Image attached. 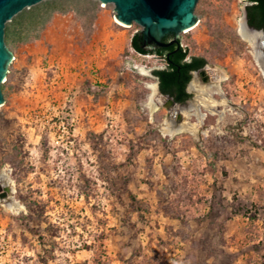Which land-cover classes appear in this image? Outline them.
I'll list each match as a JSON object with an SVG mask.
<instances>
[{
	"label": "rangeland",
	"instance_id": "1",
	"mask_svg": "<svg viewBox=\"0 0 264 264\" xmlns=\"http://www.w3.org/2000/svg\"><path fill=\"white\" fill-rule=\"evenodd\" d=\"M246 5L198 1L180 45L207 64L173 107L206 113V72L223 79L201 132L173 136L168 108L148 106L166 63L132 48L143 27L113 4L44 0L7 22L0 175L22 209L0 197V264H264V75L238 33Z\"/></svg>",
	"mask_w": 264,
	"mask_h": 264
},
{
	"label": "water",
	"instance_id": "2",
	"mask_svg": "<svg viewBox=\"0 0 264 264\" xmlns=\"http://www.w3.org/2000/svg\"><path fill=\"white\" fill-rule=\"evenodd\" d=\"M44 0H0V106L4 103L1 84L4 82L8 65L13 59L12 52L5 43V28L17 14ZM104 4L114 5V18L127 26L136 23L143 27L141 33L144 48L168 47L173 43L179 44L180 34L192 28L198 21L195 8L199 0H98ZM247 22V21H246ZM248 24V23H247ZM248 27L252 30H256ZM262 32L263 30H256ZM174 36V40L164 42L165 36ZM203 68L194 71L203 73ZM171 106L177 102L162 93ZM4 193L1 194V191ZM7 188L0 186L1 197L7 196Z\"/></svg>",
	"mask_w": 264,
	"mask_h": 264
},
{
	"label": "bare ground",
	"instance_id": "3",
	"mask_svg": "<svg viewBox=\"0 0 264 264\" xmlns=\"http://www.w3.org/2000/svg\"><path fill=\"white\" fill-rule=\"evenodd\" d=\"M118 23L122 26H127L120 22ZM244 23L246 22L241 21L238 33L244 41L248 42L252 46L254 58L264 75V34L248 29ZM197 24L198 23H196L192 28L187 29L185 32L193 30L194 28H196ZM206 75L207 85L200 91L201 95L204 98L202 104L203 107L207 109L208 114H214V109L217 105L215 101H212L210 99L209 90H214L213 92L215 93V90L219 89L218 84L223 79V75H221L217 71L215 73L212 70H208L206 72ZM150 89L152 91V94H150L148 106L151 113L156 112L161 106L167 107L169 111L166 118V122L164 123V127L162 129L165 135L173 136L185 131H190L192 133L201 132L200 128L203 124V120L207 116V112H200L198 108H196L194 111V109L191 107H173L170 105L169 100L167 98H164V96L158 93L156 85H150ZM193 112L197 115L198 122H190L189 119ZM223 114L224 112L220 113V118L223 117ZM0 182L1 184H3L4 188L8 189L7 196H0L2 199L1 204L11 212H19L22 209L20 203L15 200L12 196H8V193H10V191H12L13 189V181L10 179L7 172H3L0 175Z\"/></svg>",
	"mask_w": 264,
	"mask_h": 264
},
{
	"label": "trees",
	"instance_id": "4",
	"mask_svg": "<svg viewBox=\"0 0 264 264\" xmlns=\"http://www.w3.org/2000/svg\"><path fill=\"white\" fill-rule=\"evenodd\" d=\"M242 1L247 3L245 10L248 25L253 29L264 31V0ZM131 46L139 54H153L164 59L165 68L153 71L162 94L173 98L177 103H183L190 98L187 86L192 79L191 72L197 71L207 64L204 57L192 56L188 59L186 50L184 51L180 47L175 52V46L172 45L167 48L145 49L141 32L133 34Z\"/></svg>",
	"mask_w": 264,
	"mask_h": 264
},
{
	"label": "flooded vegetation",
	"instance_id": "5",
	"mask_svg": "<svg viewBox=\"0 0 264 264\" xmlns=\"http://www.w3.org/2000/svg\"><path fill=\"white\" fill-rule=\"evenodd\" d=\"M171 40H174V36H171V35H168V36H165L164 37V39H163V41L164 42H169V41H171ZM172 46H175V52L176 51H178L179 50V48L181 47V45H180V39H179V44H177V43H173V45ZM169 47V46H168ZM157 48H167V47H157ZM182 48V47H181ZM184 51H185V49H183ZM188 59H189V57H187ZM204 68V67H203ZM202 69V68H201ZM200 70V69H199ZM198 71V70H197ZM194 71H192L191 72V74L193 73ZM192 76H193V74H192ZM188 92V91H187ZM1 193H4V190L3 191H1Z\"/></svg>",
	"mask_w": 264,
	"mask_h": 264
}]
</instances>
